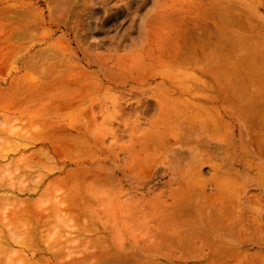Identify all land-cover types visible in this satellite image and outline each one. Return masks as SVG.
Wrapping results in <instances>:
<instances>
[{"label":"rangeland","instance_id":"obj_1","mask_svg":"<svg viewBox=\"0 0 264 264\" xmlns=\"http://www.w3.org/2000/svg\"><path fill=\"white\" fill-rule=\"evenodd\" d=\"M56 1L0 0V14L13 19L15 39H20L21 44L17 57L22 59L43 53L50 47L55 54H64L67 60L76 56L75 62L79 67L89 68L88 72L95 79L90 96L97 101L84 104L95 115L85 130L89 133L85 134L92 136L99 147L95 149L94 156L106 159V164L102 165L111 180L102 189L95 186V198L90 201L93 217L79 222V228L68 238L75 243L67 245L69 249L62 250L59 259L50 258L45 252L37 254L35 259L44 255L50 260L43 264H55L58 260L64 264L73 260H78V264H101L104 257L110 264L119 259H125L126 264H136L138 254L128 253L136 243L139 244V240L142 245L153 242L150 233L153 219L165 221L164 218L171 217L172 208L180 207V198L189 194V190L196 197L190 204L191 209L208 205L219 190V194L225 197L220 200L228 204L225 205V215L223 210H220L222 213L217 210L218 218L225 221L224 225L233 229L232 233L238 234L239 238L240 230L250 236L232 243L233 248L226 241L223 242L225 247L217 241L216 247L221 249L220 260L235 264H264V144L259 149L251 146L247 128L237 125V122L249 121L251 115H264V89L239 81L245 78V74L248 78V68L260 62L259 49H264V0H240L239 35L236 39H228L241 41L234 51L224 50V39H206L207 50L205 58L201 59L206 67L205 81L208 83L204 92L198 89L197 83L199 59L192 63L188 73L183 68L173 71L177 79L173 86L161 80V75L168 71L166 64L148 61L150 52L156 47L153 45L151 51L143 49V29L140 27H143L141 21L146 20L148 10L152 8V1L143 7L135 3L129 6L128 13L135 16L137 8L142 7L135 22L121 17L120 26L113 27L109 23L108 32L91 34L88 39L84 36L89 34L90 19L80 11L88 0H60L61 5ZM111 1L121 4L119 0ZM0 20H3L2 16ZM251 29L256 34L255 39H248ZM3 39L0 34V47ZM90 42L94 46L89 47ZM235 55H245L244 64L240 66L234 62ZM5 56H9L7 49L4 55L0 53V64ZM14 66L17 68L19 64L14 63ZM239 66L243 68L240 71ZM144 68L151 69L154 77L137 78L136 72ZM60 69L64 70L65 66L61 65ZM14 70L0 66L1 91L9 87L16 74ZM251 74V77L262 75L254 69ZM184 76L193 84L189 92H181L177 86L184 81ZM173 96L188 97L189 100L173 102L170 99ZM230 98L232 101L228 102ZM237 101L241 105L243 102L255 105L261 101L262 105L256 112H251L248 106L234 104ZM6 114L0 110V123L6 122L8 126V131L0 137L7 136L24 143L27 156L47 148L42 142L21 140L29 130L26 118L18 112ZM66 114L68 111L62 112V115ZM222 121H230L227 128H223ZM239 128L243 130L239 131ZM258 133L264 135L263 130ZM22 149L8 152V160L17 159ZM59 167L62 173L49 172L50 168L44 170L47 177L39 185V193L31 196L33 199L45 200L40 194L48 182L61 177L73 168V164L66 160L60 162ZM36 171L33 181L39 180L41 175L38 169ZM26 182L33 185L30 180ZM129 213L136 214L130 216ZM241 213L245 216L242 227H234L231 220H238ZM187 214L172 217L185 221ZM206 217L209 216L203 215L195 223L183 221L174 230H199L210 234L211 226H208ZM139 224H144L146 229L140 239ZM157 232L162 233L160 229ZM60 235L64 242L66 233L62 228ZM199 236L201 239L203 235ZM37 241L40 250H47L44 241ZM201 247L198 256L190 253L184 257L179 247L174 246L161 253L146 252V257L153 259L149 264H205L209 260L211 246L203 244ZM12 248L19 249L17 246ZM56 249L58 247L53 248Z\"/></svg>","mask_w":264,"mask_h":264},{"label":"bare ground","instance_id":"obj_2","mask_svg":"<svg viewBox=\"0 0 264 264\" xmlns=\"http://www.w3.org/2000/svg\"><path fill=\"white\" fill-rule=\"evenodd\" d=\"M150 1H152V8L148 10L146 20L141 21L143 27H140L143 29L141 35L144 42L143 49L151 51L153 45L156 47L154 51L150 52L148 61L156 62L157 65L166 64L168 71L161 75V80L167 85L173 86L177 80L173 71L183 68L185 73H188L193 67L192 63L199 59L201 64L197 83L198 89L201 88L204 92L208 83L205 81L206 67L201 59L205 58L206 39H224L223 48L230 52L239 46L240 40L228 39H236L239 35L237 29L241 1L119 0L121 4L117 5L111 0H88L85 5L80 7V11L90 19L88 22L89 34L85 35L84 39H88L91 34H98L100 31L107 30L108 32L109 23L113 27L120 26L121 17L124 20L127 18L129 22H135L139 19V10ZM56 3L61 5L60 0H57ZM133 3L142 6L137 8L136 16L132 12L128 13L129 6ZM0 16L3 18L0 20V34L4 37L0 53L1 56L4 55L7 49L9 54L3 58L0 66L8 68L10 71L15 69L16 72L9 82V87L6 90H0V110L7 114L18 112L26 118L29 130L25 131L21 140L32 143L42 142L47 145L46 149H40L27 156L24 153L27 148L26 145H23L24 143L21 144L18 140L7 136L0 137V264H43L50 259H46L44 255L35 259L37 254L49 253L50 258L56 260L61 256L62 250L69 249L66 247L67 245L75 243L70 242L71 240L68 238L73 231L75 232L79 228L78 224L82 219L86 217L92 219L94 212L90 201L95 198L94 191L99 187L102 189L111 180L102 165V163L106 164V159H97L94 156L95 149L98 150L99 147L95 144L92 136L85 134L89 133L85 130L91 123V119L95 118L91 109L84 107L87 102L93 104L97 101L96 98L90 96L95 79L88 72L89 68L85 70L78 66V63L75 62L76 56H71L67 60L64 58V54L61 55L60 52L55 54L50 47L43 53L29 57L24 56L22 59L17 57L21 44L20 39H15L13 19L7 14H0ZM250 28L251 26L248 29ZM252 29L248 39L256 37ZM92 46L94 44L90 42L89 47ZM258 56L260 62L256 66L248 68V78L245 74V78L242 77L239 81L249 84V86L259 85L264 89V49H259ZM234 58V62L241 66L247 57L235 55ZM14 63H18L19 67L16 68ZM90 63L88 64L91 65ZM96 64L95 62L94 65ZM61 65L65 66L62 71H60ZM240 66L238 71L243 69ZM253 69L256 72H261L262 75L251 77ZM136 77L146 79L154 77V75L151 69L144 68V70L136 72ZM183 78L184 81L177 86L180 87L181 92H189L193 84L187 76ZM170 99L173 102L189 100L188 97L181 96H173ZM229 101H232L231 98L228 99ZM261 101H257L255 105L251 103L246 105L244 102L241 105L240 101L234 104L248 106L249 111L252 112L260 108ZM222 106H225L224 102ZM63 111H68V114L62 115ZM254 116L251 115L249 121L237 122V125L247 128L251 146L259 149L263 148L260 146L264 144L257 143L264 142V135L258 133L264 131V115L260 113L258 116ZM232 119L233 117H231ZM229 123L230 121L222 123L223 128H227ZM238 130L242 131L243 129L239 128ZM7 131V123H0V136ZM21 147L23 149L20 156L17 159L8 160L7 153L17 149L19 151ZM66 160L73 164V168L65 171L61 177L48 182L40 194L45 200L33 199L31 196L39 193V185L47 177L44 170L48 171L50 168L49 172L62 173L63 170L59 167V163ZM95 162H97V166H95ZM36 169L41 172V175L38 177L39 180L33 181V175L37 173ZM194 174L195 172H193ZM189 176L191 181L192 174ZM27 180H30L33 185H28ZM36 182H38L37 185H34ZM95 186L97 187L95 188ZM219 193H221L219 190L215 192L208 205L191 209V203L196 197L195 193H191L189 190V194L180 198L178 202L180 207L172 208L171 217L164 218L165 221L151 220L153 222L150 223L152 228L150 233L153 242L149 245H142L139 240V244L136 243V246L133 243L135 247L128 254H138L135 259L136 264H149L153 259L147 258L146 252L149 254L157 251L161 253L167 248L175 246L179 247L184 257L189 256L190 253L198 256L201 253V245L210 244L209 259L212 261L210 264H216L221 259V249L216 247L217 243L221 242L225 247L223 243L225 241L228 245H232L234 240L243 241L246 239L242 230H240L239 238L238 234L232 233L233 229L224 225L225 221L218 218L217 210H223L225 215L227 211L225 205L228 204V202L220 200L225 197ZM25 196L28 197L21 198ZM211 204L214 206L211 207ZM180 209L181 211H179ZM181 213H188L185 221L183 220L187 224L195 223L203 215L209 216L206 219L208 226H211L210 234L198 232L199 230L175 231V226L183 221L172 216H178L177 214ZM132 214L136 213L128 215L132 216ZM129 219H134V217ZM244 219L245 216L241 213L238 220L235 221L232 218L231 221H234V227L240 228ZM139 226L138 237L140 239L146 229H144V224H139ZM61 228L66 233L64 242L60 238L62 236L60 235ZM159 229L162 233L157 232ZM42 230L45 232L44 235ZM199 234L203 235L201 239ZM256 238L258 239L257 235ZM38 239L46 243L47 250L38 248ZM13 246H17L19 249L15 250L12 248ZM54 247H58V249L53 250ZM142 252L143 256H141ZM211 255L213 259H211ZM115 262L111 264H126L125 259L115 260ZM78 263V260H73L69 264ZM55 264L64 263L58 260ZM101 264L110 263L102 257Z\"/></svg>","mask_w":264,"mask_h":264},{"label":"crops","instance_id":"obj_3","mask_svg":"<svg viewBox=\"0 0 264 264\" xmlns=\"http://www.w3.org/2000/svg\"><path fill=\"white\" fill-rule=\"evenodd\" d=\"M245 235H246V238H250V236L247 237L248 234L245 233ZM232 243H236V241L234 240V242H232ZM206 262L207 263H205V264H210L212 261L209 259V260H206ZM216 264H235V263H230V262H226L223 260H219Z\"/></svg>","mask_w":264,"mask_h":264}]
</instances>
